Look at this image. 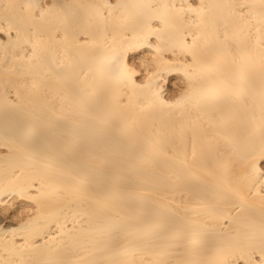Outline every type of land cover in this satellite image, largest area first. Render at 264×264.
Wrapping results in <instances>:
<instances>
[{
	"label": "bare ground",
	"instance_id": "obj_1",
	"mask_svg": "<svg viewBox=\"0 0 264 264\" xmlns=\"http://www.w3.org/2000/svg\"><path fill=\"white\" fill-rule=\"evenodd\" d=\"M0 264H264V0H0Z\"/></svg>",
	"mask_w": 264,
	"mask_h": 264
}]
</instances>
